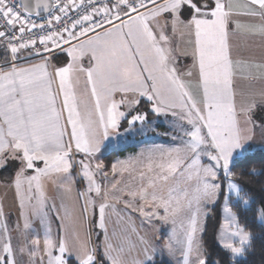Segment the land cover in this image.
Wrapping results in <instances>:
<instances>
[{"label":"snow or ice","instance_id":"6c2138e0","mask_svg":"<svg viewBox=\"0 0 264 264\" xmlns=\"http://www.w3.org/2000/svg\"><path fill=\"white\" fill-rule=\"evenodd\" d=\"M17 3L23 12L14 10L10 0H0V168L14 165L18 169L15 186L24 220L22 230L25 234L31 232L32 237L25 236L24 243L14 247L7 223L0 225V264H25V255L26 264H121L119 257L112 255L111 244L106 245L105 259L99 260L96 250L90 249L87 242L69 245L65 238L53 237L48 220L55 205L47 204L42 178L53 172L69 173L79 165L80 179L87 182L86 191L79 193L85 200L82 211L87 214L90 206L98 214V227L107 238L105 213L106 209L115 212V205L103 198L97 205L89 195L95 191L100 196L101 189L86 160L94 158L101 139H107L109 128H118L121 119L130 116V126L147 120V112L133 115L120 110L126 103L139 105L144 97L152 113L170 112L182 122L178 134L172 137L180 140L182 146L167 151L149 150L147 171L153 173L148 178L153 188L158 181L167 183L176 175L183 176L186 182H195L191 194L180 190L182 197L175 198L174 208L171 192L167 199L159 197L158 206L166 214L170 208L173 214L179 211L181 199L189 208L193 203L197 205L185 228L183 264H222L212 258L197 238V233L203 231L201 215H208L201 212L202 202L205 207L211 205L209 211L220 208L222 212L216 246L234 257L242 256L255 236L247 226H241L237 211L243 207L251 213L254 223L259 219L264 226V195L259 199L250 195V189L235 181L234 169L240 168L241 176L261 177L257 183L264 193V170L249 168L254 162L250 154L254 131H264V92L259 99L253 96L237 109L234 78L243 75L247 62L233 60L230 54V5L225 0H34L32 6L27 0ZM41 8L47 16L42 15ZM246 8L242 15L264 21V0H247ZM33 15L43 22H35ZM181 27L195 34L193 68L198 67V81L203 89L199 102L187 90L188 84L175 66L176 58L169 47V31L174 35ZM35 29L45 34L24 41L25 33ZM242 29L247 30L236 21L233 31ZM260 31L264 32V25ZM38 43L40 48L36 47ZM61 54L67 57V63L57 67L53 61ZM85 56L89 59L88 67L81 63ZM31 57H39L43 62L23 66ZM74 73L86 75L95 97L99 120L88 119L90 134H85V125L75 107ZM185 75L192 77L193 71ZM117 92L138 93V97L117 101ZM61 94L62 109L67 111L65 123H61L63 111L57 109ZM257 113L259 118L253 119ZM241 117L245 130L241 128ZM97 123L103 128L102 137L95 130ZM71 141L75 142V151L84 154L83 159L73 158ZM154 151H159V159L154 158ZM96 169L103 174L102 165L97 164ZM29 171L33 174L27 175ZM144 177L142 172L141 179ZM221 180L227 182V190L218 182ZM25 184L27 188L23 189ZM146 194L142 188L141 199ZM152 199H158L155 193ZM161 219H167V215ZM171 240L172 237L169 251ZM145 252L140 264H155L154 256L147 254V249Z\"/></svg>","mask_w":264,"mask_h":264},{"label":"rangeland","instance_id":"374dc122","mask_svg":"<svg viewBox=\"0 0 264 264\" xmlns=\"http://www.w3.org/2000/svg\"><path fill=\"white\" fill-rule=\"evenodd\" d=\"M82 62L85 67H88V56L83 58ZM144 75L146 76L147 73H144ZM122 97L127 101H133L138 97V93H114L115 100L119 101ZM144 98L147 102L146 97ZM144 98H140L141 102L139 105L132 104L129 106L126 103L120 110L126 114L131 112L133 115L138 111H142V113L147 112V120L144 123L138 122L130 126L128 124L130 116L128 119H121L118 128H109L108 135L110 146L114 148L124 147L126 149L129 145H134L135 141L139 140L138 134L140 132L150 133V136L147 139L145 137V140H148V145L151 148L146 150L140 148L136 152L127 150L124 156L121 157L118 155L117 158H113L115 159L113 163L116 167L115 172H113V165L110 171L107 170L108 168L106 169L109 162H106V164L102 160H95L96 157L90 161L86 160L90 164L96 161L95 163L102 165L104 169L102 171L103 174H101V171L96 169L97 164L91 166L96 183L101 189V195L97 196L95 191L89 195L96 201L97 205L101 202L102 198L106 203L115 205V212L111 209H106L105 213L107 238L104 231L98 227V214H95L92 208L91 215L87 213L84 217L83 215L78 216L77 225L75 226L67 225L62 218H53L55 221H58L60 237L65 238L69 245L79 246L81 243L87 242L90 249L96 250V255L99 260L105 259L106 245L111 244L112 255L119 257L121 264H140L145 259L146 249L147 254L153 255L154 258L167 264H183V255L186 248L185 228L190 216L195 212L197 205L193 203L192 207L189 208L186 201L181 199L180 210L173 214L172 208H170L166 214L164 208L158 206L160 204L159 197L167 199L171 192L174 201L172 207L174 208L176 207L175 198L182 197L180 190L183 189L191 194L194 190L195 182H186L183 176L176 175L174 179L170 178L167 183L158 181L153 188L150 186L148 179L153 173H148L147 171L149 150L167 151L182 146L180 140L172 139L173 136L178 134L179 124L182 122L178 116L174 117L170 112L161 114L150 113L154 114V116L148 114L151 106L144 104ZM176 111L179 113L180 109L177 108ZM259 115L258 113V118ZM150 125L154 128L152 126L150 127ZM255 138V149L259 147L260 150L253 152H264V131L257 128ZM73 158L79 161L84 158V155L76 153L73 155ZM154 158L159 159V151H154ZM205 163H207V160H205ZM40 164L42 163L38 162V165ZM29 172L32 174L31 171ZM142 172L145 173L144 179H141ZM70 173L72 180L77 179L78 190L81 192L86 191L87 182L86 180L80 179V166L76 165V167L70 170ZM65 176H67L65 173L59 174L57 176L58 182L62 180L65 182ZM218 182H222V184L225 182L226 189V181L221 180ZM113 184L116 185V188L112 187ZM70 187L73 192V185L71 184ZM142 188L147 193L143 199L140 196ZM48 191L50 189L46 188L47 194ZM133 192L136 193L135 196L130 195ZM153 193L158 198L156 201L152 199ZM47 194H45L46 198H49ZM232 195L235 200V194L233 193ZM126 202L128 206H126ZM200 208L202 213L208 212V215H201V227L203 231L197 233V238L202 243L211 205L209 204L205 207V204L202 202ZM165 215H167V219H161ZM50 219L52 221L51 215ZM14 227H16L15 223ZM83 227L86 228L85 232ZM18 229L20 230V228ZM30 235L31 233L29 234V238ZM170 237H172L171 251L168 249ZM229 254L234 261L240 260L245 256V253L238 257L232 256L231 253ZM194 259L195 254L192 256L193 261Z\"/></svg>","mask_w":264,"mask_h":264},{"label":"crops","instance_id":"0c3cea01","mask_svg":"<svg viewBox=\"0 0 264 264\" xmlns=\"http://www.w3.org/2000/svg\"><path fill=\"white\" fill-rule=\"evenodd\" d=\"M225 2L230 5V11L233 13L231 19L233 23L230 24L229 27V47L230 54L233 60H242L246 61L243 68V75H237L234 78V91L236 93L235 100L237 109L240 108L242 104L247 102L251 97L255 96L256 99H259V94L264 92V32L260 31L262 25H264V21H261L259 17H250L246 15H242L247 8L246 3L247 0H225ZM239 21L241 24L245 25L247 30L233 31L235 28V22ZM169 36L171 39L170 48L173 50L171 55L176 58V65L178 67V71L181 74L182 79L186 84H188L187 90L193 96V98L199 102L203 96L202 86L198 81V67L193 68V51H194V43H195V34L194 31L189 30L187 28L181 27L174 35L169 31ZM40 48V45L36 46ZM86 57V56H85ZM84 57V58H85ZM43 60L39 57H31L23 66H29L31 64L42 63ZM84 62V60H83ZM81 61L82 65L84 66ZM55 66H64L67 63V57L64 55H60V57L53 61ZM85 67V66H84ZM193 71L192 77H187L185 74L189 71ZM52 71V68L49 67V72ZM58 79L53 84V90H57ZM72 86L73 91L76 96V110L80 113L81 122L85 125V134H90V129L87 126V121L91 118L94 121L99 120V114L96 112L95 108V97L91 95V85L87 83L86 75L83 73H74L72 76ZM62 94L57 98V109L63 111V117L61 123H65L67 117V111L62 109ZM145 101V98L143 99ZM79 101V102H78ZM145 104V103H144ZM147 104H149L147 102ZM150 105V104H149ZM142 113V111H138ZM144 113V112H143ZM152 113L150 110L148 114ZM154 116V114H150ZM258 113L253 116V119H258ZM152 125H150L151 127ZM250 127V126H249ZM68 131H70V126H67ZM152 128H154L152 126ZM241 128L245 130V125L243 123V118L241 117ZM95 130L98 135L102 137L103 128L101 126L96 125ZM256 131H254L253 139L251 141L252 148L250 152L260 150L259 147L255 149V136ZM150 136V133L146 134V132L139 133V140L135 141L134 145H129L126 149L117 147L114 148L110 146L109 135L107 139H101L100 150L95 154V160L99 159L104 161V163L109 162L107 170L110 171L112 169V165L115 162V159L108 160L106 157L108 154L112 152H119V156H124L126 151L132 150L133 152L138 151L140 148L146 150L151 148L148 145V140H145V137ZM143 138V140H142ZM65 141H69V137H65ZM72 143V155H75V142ZM167 147V146H165ZM122 152V153H121ZM84 155L83 153H80ZM117 155V156H118ZM114 157V158H117ZM96 161H93L91 166H94ZM103 164V162H102ZM107 164V163H106ZM9 165L8 167H10ZM39 167H43V164L38 165ZM7 167V168H8ZM3 168H0L2 170ZM102 167V171H103ZM33 174V173H32ZM30 172L27 175H32ZM61 173L53 172L52 175L42 178L44 195L46 193V188L50 189L48 191L49 198H46L47 204L49 206L55 205V209L49 211V220L48 223L51 227L53 237L59 236V224L58 221H55L53 217L62 218L63 221L67 225H77V220L79 215L86 214L82 211L83 206L85 204L84 198H82L79 193L81 191L77 188V179L72 180L71 173H65V182L62 180L58 182L57 176ZM16 179V176H15ZM15 179L12 183H6L0 181V209L3 211V217H0V225L4 222L7 223L10 233L13 238L14 247H19L25 241V236L28 239L32 237V233L29 232L25 234L23 232V219L20 217V198L17 194V189L15 186ZM71 184L73 185V192L71 189ZM27 185L23 186V189H26ZM22 189V191H23ZM34 202V201H33ZM52 211V212H51ZM91 207L89 206L88 215H91ZM50 215L52 216V221L50 219ZM14 223L16 227H14ZM19 225L20 230L17 228ZM38 227V226H37ZM84 228V232L86 228ZM30 238H29V234ZM15 237V238H14ZM19 260L20 257L18 256ZM28 257L25 255L23 257V261L27 262Z\"/></svg>","mask_w":264,"mask_h":264},{"label":"trees","instance_id":"16d2710c","mask_svg":"<svg viewBox=\"0 0 264 264\" xmlns=\"http://www.w3.org/2000/svg\"><path fill=\"white\" fill-rule=\"evenodd\" d=\"M144 103L147 105V102ZM118 153L119 152H112L108 154L106 159L110 161L116 157ZM250 154L253 156L254 162L249 165V168H255L257 171L264 170V152H250ZM16 169V166L11 165L6 169L0 170V181L12 183L16 176ZM234 171L237 173L234 177L235 181L239 185L244 186L246 190L250 189V195H255L257 199L264 195V193H261L260 185L257 183V180L262 179L261 177H250L247 175L241 176L239 175L241 172L240 168H236ZM223 186L225 188V182L223 183ZM220 203L222 205V198ZM233 210L237 211L235 208ZM237 215L241 226H247L248 230L252 231L255 236V240L247 249L245 256L242 259L234 261L229 253H225L216 246L215 241L217 239L218 230L222 221V212L220 208L210 211L202 237L203 245L210 253H212V258L214 260H220L222 264H264V226L261 225V221L259 219H257L254 223L251 213L243 210V207H241V210L237 211ZM105 264H107V262H105ZM155 264L167 263L155 258Z\"/></svg>","mask_w":264,"mask_h":264},{"label":"built area","instance_id":"2783aa9c","mask_svg":"<svg viewBox=\"0 0 264 264\" xmlns=\"http://www.w3.org/2000/svg\"><path fill=\"white\" fill-rule=\"evenodd\" d=\"M10 2H11V4L13 5L14 10H16V11H21V12L24 11V10L22 9V7L20 6V4L17 3V0H10ZM43 16H47V14H46V15H43ZM32 19H33L35 22H37V23H42V22H43V20L41 19V17L33 16ZM29 27H30V25H29ZM53 30H54V29H48V32H51V31H53ZM44 34H45L44 31H41L40 29H35L33 32L25 33L23 39H24V41H28V39H29L30 36H33V35H34V36H36V37L38 38L39 36L44 35ZM37 45H39V43H38Z\"/></svg>","mask_w":264,"mask_h":264},{"label":"water","instance_id":"95a60500","mask_svg":"<svg viewBox=\"0 0 264 264\" xmlns=\"http://www.w3.org/2000/svg\"><path fill=\"white\" fill-rule=\"evenodd\" d=\"M27 3L29 4V6H32L34 4V0H27ZM40 11H41L42 15H46L47 14L46 12H44L43 8H41ZM33 16H35V15H33Z\"/></svg>","mask_w":264,"mask_h":264}]
</instances>
